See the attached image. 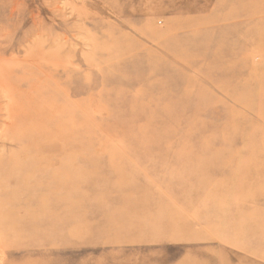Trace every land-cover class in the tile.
<instances>
[{"label": "rangeland", "instance_id": "rangeland-1", "mask_svg": "<svg viewBox=\"0 0 264 264\" xmlns=\"http://www.w3.org/2000/svg\"><path fill=\"white\" fill-rule=\"evenodd\" d=\"M0 264H264V0H0Z\"/></svg>", "mask_w": 264, "mask_h": 264}, {"label": "bare ground", "instance_id": "bare-ground-1", "mask_svg": "<svg viewBox=\"0 0 264 264\" xmlns=\"http://www.w3.org/2000/svg\"><path fill=\"white\" fill-rule=\"evenodd\" d=\"M58 51V50H57ZM4 91V90H3ZM3 128V127H2ZM18 140V139H17ZM19 141V140H18ZM10 142V141H9Z\"/></svg>", "mask_w": 264, "mask_h": 264}]
</instances>
